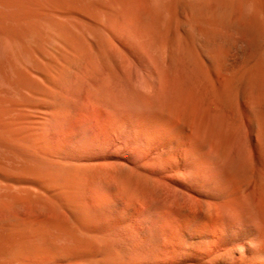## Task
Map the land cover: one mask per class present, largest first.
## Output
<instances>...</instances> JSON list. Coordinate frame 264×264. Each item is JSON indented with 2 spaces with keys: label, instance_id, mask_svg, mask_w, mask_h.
Wrapping results in <instances>:
<instances>
[{
  "label": "bare ground",
  "instance_id": "1",
  "mask_svg": "<svg viewBox=\"0 0 264 264\" xmlns=\"http://www.w3.org/2000/svg\"><path fill=\"white\" fill-rule=\"evenodd\" d=\"M74 2L0 0V264H264V0H86L92 113Z\"/></svg>",
  "mask_w": 264,
  "mask_h": 264
},
{
  "label": "rangeland",
  "instance_id": "2",
  "mask_svg": "<svg viewBox=\"0 0 264 264\" xmlns=\"http://www.w3.org/2000/svg\"><path fill=\"white\" fill-rule=\"evenodd\" d=\"M73 14L75 18V21H74V29H75L74 30V47L75 49L74 50H75V57H77L76 60L78 61L77 64L79 65L78 68L80 69L78 70L80 74L78 73L76 90H78L79 88L80 89L77 91L78 95L77 93L75 94L76 95L75 98H76V101L79 100L77 104L79 105V107H82L80 109L81 112L88 111L92 113L93 108L90 106V103L87 99V87H86L88 83L87 82L88 78H87V73H86L87 67H88V56H87L88 10H87L86 0H75Z\"/></svg>",
  "mask_w": 264,
  "mask_h": 264
}]
</instances>
